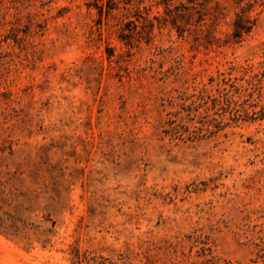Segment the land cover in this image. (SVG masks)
<instances>
[{
  "label": "rangeland",
  "instance_id": "obj_1",
  "mask_svg": "<svg viewBox=\"0 0 264 264\" xmlns=\"http://www.w3.org/2000/svg\"><path fill=\"white\" fill-rule=\"evenodd\" d=\"M200 8L0 0V264H264V0Z\"/></svg>",
  "mask_w": 264,
  "mask_h": 264
},
{
  "label": "trees",
  "instance_id": "obj_2",
  "mask_svg": "<svg viewBox=\"0 0 264 264\" xmlns=\"http://www.w3.org/2000/svg\"><path fill=\"white\" fill-rule=\"evenodd\" d=\"M176 1L178 2L176 3ZM204 1L206 0H155V5L163 6V14L155 15L154 18L157 19L158 26L169 22L179 35H182L184 32H197L202 26L208 25V22L205 20L206 13L200 8L204 5ZM98 7L101 9V5ZM111 8L112 6H108L107 11ZM217 19L218 15L213 14L212 22ZM247 22L241 13H236L233 35L241 37L242 33L248 32L251 26ZM11 218L15 219L14 217ZM18 229L19 227L15 221L10 223L8 219L0 216V230L2 232L10 233L11 230L15 232Z\"/></svg>",
  "mask_w": 264,
  "mask_h": 264
}]
</instances>
